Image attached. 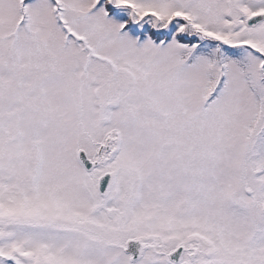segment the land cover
I'll use <instances>...</instances> for the list:
<instances>
[{"label": "snow or ice", "instance_id": "obj_1", "mask_svg": "<svg viewBox=\"0 0 264 264\" xmlns=\"http://www.w3.org/2000/svg\"><path fill=\"white\" fill-rule=\"evenodd\" d=\"M0 264H264V0H0Z\"/></svg>", "mask_w": 264, "mask_h": 264}]
</instances>
